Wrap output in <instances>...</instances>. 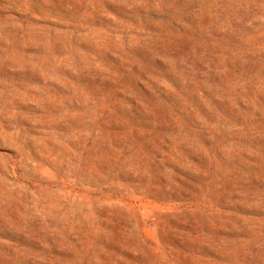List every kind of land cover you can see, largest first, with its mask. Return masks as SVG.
<instances>
[{
	"label": "rangeland",
	"instance_id": "374dc122",
	"mask_svg": "<svg viewBox=\"0 0 264 264\" xmlns=\"http://www.w3.org/2000/svg\"><path fill=\"white\" fill-rule=\"evenodd\" d=\"M0 264H264V0H0Z\"/></svg>",
	"mask_w": 264,
	"mask_h": 264
}]
</instances>
